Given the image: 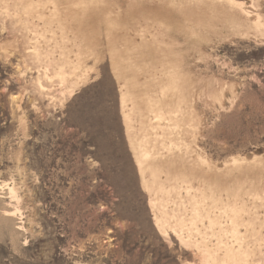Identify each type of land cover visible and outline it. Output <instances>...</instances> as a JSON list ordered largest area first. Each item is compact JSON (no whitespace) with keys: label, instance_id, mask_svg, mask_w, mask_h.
Returning <instances> with one entry per match:
<instances>
[{"label":"rangeland","instance_id":"374dc122","mask_svg":"<svg viewBox=\"0 0 264 264\" xmlns=\"http://www.w3.org/2000/svg\"><path fill=\"white\" fill-rule=\"evenodd\" d=\"M0 264H264V0H0Z\"/></svg>","mask_w":264,"mask_h":264}]
</instances>
